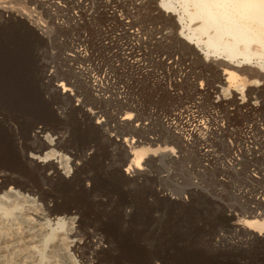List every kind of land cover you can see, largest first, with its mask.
Instances as JSON below:
<instances>
[{
  "label": "rangeland",
  "instance_id": "1",
  "mask_svg": "<svg viewBox=\"0 0 264 264\" xmlns=\"http://www.w3.org/2000/svg\"><path fill=\"white\" fill-rule=\"evenodd\" d=\"M77 1L90 7L85 14L74 7L76 0L60 3L82 17L73 28L68 22H48L50 16H62L48 2L0 0L1 9L26 7L48 26L37 29L18 11L0 16V172L12 175L0 195L21 199L0 218V264H264V133L253 126L264 128V93H254V107L242 104L250 86L264 88V76L256 81L251 74L261 68L233 62L246 88L223 92L228 84L217 76L221 61L188 49L178 16H168L174 21L158 18L163 15L160 0ZM123 1L134 16L122 11ZM122 17L140 26L141 47H155L156 62H168L165 52L193 58L195 71L209 80L198 89L191 83L173 86L166 67L148 63L138 70L125 63L124 57L133 60L127 52L136 41L125 33ZM83 36L97 70H107L117 79L116 87L129 90L127 97L138 104L139 113L119 107L112 93L103 106L96 105L85 87L71 84L65 57L71 40ZM61 81L65 84L59 86ZM222 92L226 102L236 93L240 108L220 105L217 94ZM182 108L190 121L201 123L199 144L214 149L212 159L199 163L196 151H184L170 134H160L159 124L166 125L165 119ZM129 114L133 127L146 126V137L159 135V140L132 143L145 135L118 126ZM138 148L146 151L139 164ZM52 150L55 156L45 161ZM257 198L261 205L255 204ZM253 207L259 217L250 216ZM55 216L66 221L54 230L57 235ZM73 225L78 233L64 237Z\"/></svg>",
  "mask_w": 264,
  "mask_h": 264
},
{
  "label": "bare ground",
  "instance_id": "2",
  "mask_svg": "<svg viewBox=\"0 0 264 264\" xmlns=\"http://www.w3.org/2000/svg\"><path fill=\"white\" fill-rule=\"evenodd\" d=\"M4 1H7V0H4ZM32 1H35V0H32ZM38 1L45 2V3L48 2V4L55 6L58 12L61 13L62 16H50L49 17L48 22H50L52 25L60 26L64 22H68L71 24L73 28H78V25L81 23L80 19L82 17L75 16L70 13L69 9H65L61 7L60 3L62 2V0H38ZM122 4L120 6V7H123L122 11H124V13L126 12L127 16H134L133 14H135L134 13L135 11L132 12L130 8L128 7L127 3H124V5ZM160 6H161V11H163V15L158 16V18L171 19L174 21L175 18H172V17L169 18L168 16L170 15L178 16L179 27L181 29L180 33L187 38V41L183 40L182 42L186 43V47L188 49H190L191 51L193 50L199 57H200L199 51H201L202 53L205 54L206 59L211 60L212 57H215V59L213 60L221 61L220 64L222 65V68H221L222 74L218 73L217 76H219V80L221 82L228 84L227 87L222 88L221 86V88L223 89V92L234 91L236 89L240 90L241 92L245 91V88H246L245 84L242 82L241 75L238 72V70L240 71V69L238 68L239 65L234 64L233 62H237L240 65L246 64V65H251V66L252 65L259 66L261 70H258L256 68L257 70H254L251 73L255 78H257L256 81H260L258 80V78L264 76V0H160ZM74 7L78 8V10L82 12V14L83 13L85 14V12L90 8L84 5L83 3H80V1L78 2L77 0L75 2ZM138 7H135V8H138ZM1 8L3 7L2 6L0 7V16H3L5 12L18 11L19 12L18 14L21 15V18L28 19L31 22V24L34 23L35 24L34 26L37 27V29L40 28L44 31V28L48 27L46 24L41 22L40 19H33L32 12L28 10L26 7L12 9V8H8L7 6V7H4V9H1ZM140 12H141V9H140ZM164 12L166 13L165 16H164ZM91 15H92V12L87 14V16H91ZM123 17L120 19L122 22L121 26H123V29L125 30V33L128 35V37L131 36V39L133 41H136L135 43L131 42L130 47L128 48L130 51L127 52L128 55H133L134 57L133 60L132 58L127 57L129 58L127 59L126 57H124L125 60L123 61L125 63L132 64L131 67L134 69H138V70L142 69L143 65L145 64L147 65L148 63H152L155 65L159 64V66L161 67H166L169 70L170 75L172 74L173 76L172 78L169 77V79L171 80V84H173V86L174 85L183 86L184 84L191 83V85L194 84L195 88L198 89V86L202 88L203 85L209 80L208 79L209 75L204 74L200 71H195L194 69L195 66H193L191 63V61H193V58L189 60L190 58L184 57V56L181 57L179 54H175L174 52H170V54L168 55L165 52L164 58H168V62L166 63L162 60L160 62H156L158 60H156L154 56V53H157L156 52L157 50L155 49V47H152L149 51L144 49L143 48L144 46L141 47L142 46L141 42L143 41L142 40L143 34H141L142 31H140V28H139L140 26L134 25L135 22L130 21L129 19L124 20ZM129 18H132V17H129ZM83 19L87 20L90 18L84 17ZM137 19L138 17L136 18V20ZM138 20L140 21V19ZM141 23L142 22H140V24ZM147 33L149 32L147 31ZM157 33H160V32H157ZM83 37H84L83 40L82 39L79 40L78 39L79 37L78 38L76 37L71 40V42L69 43V45H71V51L68 52L65 57V62H69V65H68L69 70H71L70 73L73 75V79H74L71 82V84L74 87H79V85L85 87L86 91L90 93V96H92L91 99L94 101V104L96 103V105L97 103H100L101 105L104 104L105 103L104 100L110 97L111 96L110 93H112L114 96L113 99L114 101L117 102L119 107L128 106V108H131L132 110L139 113L140 108L138 107V104L137 103L134 104V100L133 99L130 100V97H127L129 90L124 85L121 88L120 86L116 87L115 85L118 84L117 79L112 78V76L109 74V72H107V70H104L103 72H100L97 70L98 69L97 63L94 62L95 59L92 58L93 51L90 52L88 48L89 45L87 43L86 36H83ZM149 39L147 40L149 41ZM136 48L138 49L137 51H136ZM80 61H83V62H80ZM74 64L79 65V67L77 68L76 66H74ZM216 65L217 63L211 64L209 66L213 68V67H216ZM215 80L218 81L217 79ZM63 84L65 83L61 81L59 86H62ZM260 84H264V83L260 82ZM230 87H235V88H230ZM259 91L264 93V88L258 89L256 87L250 86L247 92L248 98L242 104L247 107H250V106L254 107L255 104L253 103V100L256 99L254 96V93H258ZM201 92L203 94V90ZM223 92L222 94L219 93V95L216 93L218 97V103L222 106L223 104L228 105L232 103L238 106L237 109H239L242 104L238 102L239 99L237 100L235 96L236 93L230 96V98L232 97L231 101L229 100L228 102H226L228 100L226 98L227 95H224ZM226 107L228 108V106ZM185 109L186 108H182L179 112L174 113L173 116H170L169 118H167L166 125L160 123L159 125L161 126V128H163L160 134H163V133L170 134L171 136L170 138H172L173 141H175V143L178 145V147H181L184 151L185 150L196 151V154L197 155L199 154V157H198L199 163H201L203 159H209V160L212 159L213 158L212 156L214 155V149L204 143L199 144L201 141L199 140L200 137L198 135L201 133V123H196V120H194L193 122L190 121V116L187 115V112ZM251 110H253V108ZM102 115H105V112L104 114H101V116ZM122 117L123 118H121V121L122 120H128V121H126V123L125 122L123 123V122H120L119 120L118 126H121V125L127 126L130 128H133L139 134L142 133V135H145L146 139L140 137L139 139H133L132 143L143 142V140H153V141L159 140L160 138L159 135L155 137L154 136L146 137L147 132L144 130L146 126L145 127L142 126L144 129L133 127L134 121L132 120V117L130 116V114L129 116L126 115ZM149 117L152 121L153 118L151 114H149ZM141 123L142 122H139V123L137 122L135 126L140 125L141 127ZM253 126L255 130L262 132V134L264 133V128L258 127V124L256 122L253 123ZM187 135L188 137H186ZM198 148L199 150L200 149L202 150L203 148L204 151L200 153V151H198ZM142 149L143 148H138L137 151L135 152V158L138 164L142 162L145 158L146 151ZM53 155L55 156V151L52 150L50 154H47L44 157V160L46 161L47 159L51 158V156ZM31 158L37 159L39 158V156L32 155ZM34 161L35 160H31L30 165H32L33 167H38L39 164H34ZM39 161H42V159H39ZM50 163L52 164V166L54 165L53 162H50ZM230 164L231 163L229 162L226 165H223L220 169L225 170V168L228 167ZM207 169L208 167L204 168L205 171H207ZM136 172L140 174L143 173L142 171H140L139 168H137ZM0 178L3 179V180L1 179L2 183H0V190H1L4 184L10 181V178H12V175L7 172L1 171ZM20 200L21 199L19 196L14 195L12 193H4L3 195H0V218H3L4 215H9L11 211L14 208H16L19 205V203H21ZM263 201L257 198L255 200V204L261 205ZM257 208L258 207H253L251 210H249L250 216H253V217L260 216V214L257 211ZM53 220H56V222L54 221L55 222L54 224L56 226L55 228L52 229V231L57 230L59 228L61 230L63 225L66 224L64 217L55 216ZM48 224L52 226L50 220H48ZM76 225H73L71 229L65 232L64 234L65 236L63 234L62 235L66 238L68 237L72 238L73 236H75L78 233V228ZM53 233L56 234V231H54ZM54 234H51V236H53ZM62 235H60L59 238L64 239V237H61ZM259 235H262V233L259 232ZM75 240L76 239H74L73 241ZM253 240H254V237H253ZM75 246L76 244H74V247Z\"/></svg>",
  "mask_w": 264,
  "mask_h": 264
},
{
  "label": "built area",
  "instance_id": "3",
  "mask_svg": "<svg viewBox=\"0 0 264 264\" xmlns=\"http://www.w3.org/2000/svg\"><path fill=\"white\" fill-rule=\"evenodd\" d=\"M17 14H18V13H17ZM18 15H20V14H18ZM19 17H21V15H20ZM165 122H167V119H165Z\"/></svg>",
  "mask_w": 264,
  "mask_h": 264
}]
</instances>
